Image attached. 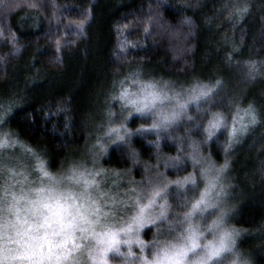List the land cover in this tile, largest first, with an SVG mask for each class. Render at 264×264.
Segmentation results:
<instances>
[{
  "label": "trees",
  "instance_id": "obj_1",
  "mask_svg": "<svg viewBox=\"0 0 264 264\" xmlns=\"http://www.w3.org/2000/svg\"><path fill=\"white\" fill-rule=\"evenodd\" d=\"M185 17L190 28L180 23ZM235 63L249 64L258 76L250 84L236 83ZM134 70L173 83L220 79L227 97H238L237 106L254 107L258 125L251 135L235 143L220 132L209 152L223 162L222 148L230 142L227 178L236 194L232 222L241 233L238 247L253 264H264V0H0L4 130L49 170L94 140L110 105L106 94ZM156 139L154 134L128 143L153 165ZM163 139L158 157L178 155ZM103 166L119 174L128 162L113 150ZM143 167L132 179L145 178ZM148 238L145 230V243Z\"/></svg>",
  "mask_w": 264,
  "mask_h": 264
},
{
  "label": "clouds",
  "instance_id": "obj_2",
  "mask_svg": "<svg viewBox=\"0 0 264 264\" xmlns=\"http://www.w3.org/2000/svg\"><path fill=\"white\" fill-rule=\"evenodd\" d=\"M180 23L192 26L187 17ZM221 85L220 79L193 80L187 87L177 89L168 80H142L134 70L120 80L119 90H114L111 104L101 114L98 134L82 146L79 156L68 158L56 170H49L41 160L42 171L47 175H41L38 170V187L21 191L20 195L30 200L46 197L50 203L59 201L71 205L75 201L77 206L83 205L81 211L92 213L91 234L87 239L80 237L86 242L80 247L74 264H90V261L92 264H253L250 256L237 246L241 233L232 222L236 194L227 178L229 160L225 156L223 162L217 163L209 152L212 138L218 129L225 127L224 113L214 101ZM193 86L210 91L197 96ZM192 108H195V121L189 114ZM217 114L222 120L214 124ZM133 117L157 133V139L151 142L157 148L161 134L174 140L179 154L168 159L185 168L190 166L192 171L175 180L166 176L161 179L163 174L157 172L141 180L132 179L134 170L143 165L147 171L148 167L140 159L138 150L128 143L129 128L125 125ZM180 121L188 122L191 127H184L182 133L176 134ZM195 127L200 129L198 138L190 134ZM244 131H237L232 140ZM113 150H119L126 157L128 166L120 176L133 185L124 189L127 199L121 201L120 215L102 210L108 193L101 189L112 174L111 170L105 171L103 162ZM170 185L180 190L179 197L165 192ZM157 189H161L159 194ZM97 205L98 213L94 211ZM145 230L150 232L147 243L141 238ZM109 233L115 234V242L110 247Z\"/></svg>",
  "mask_w": 264,
  "mask_h": 264
},
{
  "label": "snow or ice",
  "instance_id": "obj_3",
  "mask_svg": "<svg viewBox=\"0 0 264 264\" xmlns=\"http://www.w3.org/2000/svg\"><path fill=\"white\" fill-rule=\"evenodd\" d=\"M208 91L210 89H205L203 86H193V92L197 96L207 95ZM121 95L124 93L122 92ZM12 103L10 100L7 107L10 108ZM4 111H6L5 105L0 102V116H3ZM238 112H242L243 115L233 116V127L228 130L229 141L237 131L245 130L243 123L245 118L248 124L256 123V112L251 104L244 109H238ZM221 120L222 118L217 114L212 123L219 124ZM11 142L16 143L14 140ZM8 143V140L0 138V147H5ZM225 147L227 149L228 146ZM28 151L31 153V149ZM32 155L36 159V169L41 171V175H47L42 171L43 165L40 158L35 156V153ZM36 191L39 192L42 189H36ZM160 191L161 189H157L156 194ZM5 195L8 193L5 192ZM203 196L202 192L201 197ZM21 201L24 203L21 204ZM195 206L194 203L193 207ZM81 207L83 205L77 206L75 201L71 205L59 201L50 203L46 197L30 200L26 196L12 194V199L7 201L3 209H0V260H3L4 264H13V262L14 264H43L45 261L48 264H60L61 261H69L70 253H75L81 247L80 244H73L71 249L64 247L67 241L73 238V233L78 230L84 239L91 234L90 227L93 221L89 217L92 213L81 211ZM94 211L96 213L100 211L98 205ZM108 236L110 247L115 242V234L109 233ZM8 245L15 247H7ZM44 246H47V251L41 252L39 249ZM74 260L75 257H72V264Z\"/></svg>",
  "mask_w": 264,
  "mask_h": 264
},
{
  "label": "rangeland",
  "instance_id": "obj_4",
  "mask_svg": "<svg viewBox=\"0 0 264 264\" xmlns=\"http://www.w3.org/2000/svg\"><path fill=\"white\" fill-rule=\"evenodd\" d=\"M234 77L233 81L235 80L236 83H252L254 79L258 76V71L255 70L254 67L250 66L249 64H234ZM125 74L124 76L121 77L120 80L125 79L126 77H129L130 74ZM139 73V78L142 80H147L145 78L146 72H138ZM231 78V79H232ZM119 81L116 82L115 91L119 90ZM193 80L191 79L188 82L181 81L180 83H173L171 82L177 89L180 87H187ZM234 82V83H235ZM223 83V82H222ZM224 84L221 85L219 90L215 93L214 96V101L215 105L218 110H221L224 113V120H225V127L218 129V133L223 132L225 135L228 136V130L229 128L233 127V116L237 115H243L242 112H238V109H244L243 107L237 106L239 104V99L238 97H227L228 96V89L223 88ZM237 85H235L236 88ZM223 88V89H222ZM114 88H111L109 94L107 93L106 95L108 96L107 102L105 105L111 104V97L114 93H112ZM107 98V97H106ZM236 98V99H235ZM256 112V111H255ZM190 115L194 116V121L196 119L195 117V108H192V110L189 113ZM256 123L255 124H248L247 119L243 121L245 124V131L242 135H239L234 139L235 143H238L240 141H243L246 137L250 136L252 133V130L258 125V115L256 113ZM132 119L137 120L135 117ZM131 119V120H132ZM130 120V122H131ZM5 122H6V112L3 114V119H0V138H4L9 141L7 146L5 147H0V209H3L7 203V201H10L12 199V194H15L17 196L20 195L21 191H27L29 188H35L38 187L37 183V177L39 175L38 170L36 169V159L32 155V152L30 153L28 149L21 144L17 142L15 138H13L11 135H8L4 128H5ZM129 122V123H130ZM140 124L134 125V127H131L129 123H127L125 126L129 128V133H128V140L130 138H143L145 136H150V135H157L155 131H150L147 128V125L144 124L143 121H138ZM191 127V125L188 124L186 121H180L176 125V134L182 133L183 131H179V127ZM99 125H97V128ZM96 128V130H97ZM3 129V130H2ZM183 130V129H182ZM6 134H5V133ZM191 132H196L197 136L196 138L199 137L200 134V129L198 127L191 128ZM98 133V132H97ZM217 133V135H218ZM163 135V134H161ZM216 135V136H217ZM96 135H93L95 137ZM165 136V135H164ZM215 137V136H214ZM213 137V138H214ZM226 137V136H225ZM212 138V139H213ZM16 141V143H12L11 141ZM168 146H173L175 145L171 144L174 143V140H168L167 137L165 136ZM150 143V142H149ZM230 142L227 141L226 139V145H228ZM153 146V145H152ZM223 152L222 155L225 158L228 155V151H230L225 145L222 148ZM154 152H155V158L156 161L153 165H147V171H145V178H147L150 174L153 172L157 173H162L163 175L161 176V179L166 176L170 180H175L177 178H182L184 175L187 174L188 171H192L191 167L188 166L187 169H185L184 166H182L179 162L176 161H170L168 157H158V152L157 148L154 147ZM177 151V150H176ZM179 154V153H178ZM219 163V162H217ZM105 168V167H104ZM144 168V167H143ZM105 171L107 169L105 168ZM167 171H172L171 178L166 175ZM169 174V173H168ZM133 185H130L127 183V178H122L119 174H110L107 177V180L104 182V185L101 189V191H107L108 193V199L103 200V208L102 210L105 212L111 211L114 215H120L121 214V201L127 199V196L125 194L124 189L125 188H131ZM5 192L8 193V195H5ZM166 193L169 194H175L177 197H179V192L180 190L176 189L175 185H170L167 189H165ZM160 203V199L157 198V204ZM169 204H171V201H169ZM99 206V205H98ZM123 207H127V205H124ZM10 216V214H9ZM144 236V234H143ZM143 236L141 237L143 239ZM81 237V233L77 230L76 232L73 233V238L68 240L67 243L64 245L65 248L71 249L73 244H80L83 246V244L86 242L83 238ZM238 246V242H237ZM41 252L47 251V246L42 247L39 249ZM56 251V250H54ZM138 251V249H137ZM79 250H77L75 253H70L69 261H61L60 264H72V257H77L78 256ZM117 255V254H113ZM107 259V257H106ZM124 257H121V260H124ZM0 264H4L3 260H0ZM14 264V262H13ZM43 264H48L47 261L43 262ZM90 264L92 262L90 261Z\"/></svg>",
  "mask_w": 264,
  "mask_h": 264
}]
</instances>
